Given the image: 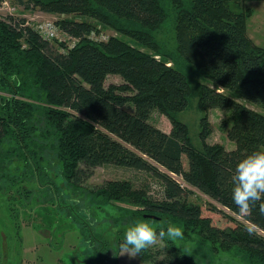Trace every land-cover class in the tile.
Wrapping results in <instances>:
<instances>
[{
  "label": "trees",
  "instance_id": "obj_1",
  "mask_svg": "<svg viewBox=\"0 0 264 264\" xmlns=\"http://www.w3.org/2000/svg\"><path fill=\"white\" fill-rule=\"evenodd\" d=\"M33 1L48 12L93 17L153 51L139 50L108 34L104 41H93L89 32L102 30L88 19L55 21L69 37L77 38L69 47L66 40L42 37L23 18L0 15V140L13 142V152L39 181L54 173L47 190L52 198L56 193L72 202L80 234L90 225L89 208L95 203H88V209L81 206V197L92 194L84 183L95 167L114 165L149 173L165 187L160 201L145 197L127 179L108 180L93 189L92 195L103 198L101 204L110 199L134 201L137 208L127 211L128 222L151 219L165 225L171 219L179 226L211 230L222 241L239 244L248 264H264V239L251 230L254 226L264 231V215L257 209L247 216L239 213L231 181L241 159L264 149V114L236 100L264 106V44L249 36L251 9L244 5L262 0ZM236 4L239 11L232 8ZM161 27L174 31L179 56L208 80L197 87L201 107L230 109L226 137L233 147L206 141L211 126L204 115L202 149L197 150L186 125L174 116L188 104L193 90L177 60L155 40ZM108 74H119L124 83L105 86ZM128 101L133 111L124 107ZM153 109L169 118L168 132L149 122ZM190 187L222 208L189 201ZM226 211L246 223L228 229L213 224ZM88 231L83 241L93 245L96 263L105 264L101 257L111 244L100 240L97 246L100 236ZM163 249L167 258L162 261L187 264V259H176L174 247Z\"/></svg>",
  "mask_w": 264,
  "mask_h": 264
},
{
  "label": "rangeland",
  "instance_id": "obj_2",
  "mask_svg": "<svg viewBox=\"0 0 264 264\" xmlns=\"http://www.w3.org/2000/svg\"><path fill=\"white\" fill-rule=\"evenodd\" d=\"M244 5L251 9V15L247 21L249 36L255 43L264 44V0L246 2ZM232 8L239 11L240 5H233ZM6 14L23 18L25 24L33 30L40 20L88 19L94 27L101 29L109 37H117L139 50L153 52L149 50V47L140 45L135 37L124 34L93 17L79 12H48L40 5H36L33 0H3L0 3V15ZM154 38L165 53L177 60V66L191 83L193 93L189 97L188 104L183 109L177 110L174 116L186 125L192 145L197 150L202 149V142L199 138L200 120L207 115L211 131L206 141L209 144H221L227 149L233 147L234 144L226 137V127L230 122V109L213 107L205 110L201 107L198 102L197 87L208 80L199 70L179 56L174 31L161 27L156 31ZM19 39L22 44L25 43L24 38L19 37ZM156 57L163 58L160 55ZM166 60L169 65H173L169 58ZM123 83L124 79L119 74H108L104 84L108 86ZM236 100L264 114V106L253 104L245 99ZM124 107L133 111V104L130 101L125 103ZM148 120L166 132L170 130L169 118L159 109H153L148 115ZM13 146L10 139L0 140V264H97V254L93 253V245L89 246L83 241L86 239L85 236L90 235L89 229L92 235L100 236L96 237L94 244L98 246L100 240L111 244L107 247L106 254L101 257V260H105V264H169L167 261H162L163 258H167L163 249L166 247H174L177 250L176 259L180 257L184 261L187 259V264H248L245 259L247 253L239 244L222 241L211 230L198 226L194 228L191 224L181 225L182 238L174 241L165 238L159 244L132 259L126 255L119 256V243L123 239V233L132 224L127 221V211L136 209L137 205L134 201L125 202L117 199H110L107 203L101 204L100 201L103 198L92 195L96 190L93 189L108 180L127 179L131 181L133 188L141 191L145 197L160 201L165 197L164 185L144 171L114 165L95 167L92 175L84 183L92 194L87 191L88 194L83 195L80 201L81 206L86 209L89 208L88 203L95 202L94 206L89 208L90 225L81 235L79 218L72 210V202L57 198L56 193L52 198V193L47 190L50 188L48 179L50 182L54 173L50 172L49 178L39 181L35 174L32 175L24 160L19 159L22 158L21 155L13 152ZM182 158L186 164V158L184 156ZM44 164L47 165V161H44ZM57 181L60 182L59 179ZM189 191L187 195L189 201L205 206L221 207L202 192L191 187ZM67 196L75 197L72 193H68ZM68 209L73 213L71 216L67 215L66 210ZM226 212V214L219 215L213 224L228 229L234 223H246L241 216ZM155 214L158 215V213ZM145 221L157 231L161 227L166 230L168 224L179 226L171 219L165 222V225H160V222L151 219ZM251 230L264 239V231L254 226H251Z\"/></svg>",
  "mask_w": 264,
  "mask_h": 264
},
{
  "label": "clouds",
  "instance_id": "obj_3",
  "mask_svg": "<svg viewBox=\"0 0 264 264\" xmlns=\"http://www.w3.org/2000/svg\"><path fill=\"white\" fill-rule=\"evenodd\" d=\"M232 201L241 215H250L257 209L264 215V149H258L241 159L231 175ZM183 237L181 226L168 224L166 230L157 231L145 220H136L123 233L119 243V256L135 258L143 251L159 244L165 238L176 240Z\"/></svg>",
  "mask_w": 264,
  "mask_h": 264
},
{
  "label": "built area",
  "instance_id": "obj_4",
  "mask_svg": "<svg viewBox=\"0 0 264 264\" xmlns=\"http://www.w3.org/2000/svg\"><path fill=\"white\" fill-rule=\"evenodd\" d=\"M35 29L46 39L57 38L59 41L66 40L69 47L77 41V38L69 37L53 20H40L35 25ZM88 38L99 42L106 40L108 36L103 31L91 30L88 34Z\"/></svg>",
  "mask_w": 264,
  "mask_h": 264
},
{
  "label": "water",
  "instance_id": "obj_5",
  "mask_svg": "<svg viewBox=\"0 0 264 264\" xmlns=\"http://www.w3.org/2000/svg\"><path fill=\"white\" fill-rule=\"evenodd\" d=\"M148 216L155 217V215H152V214H148Z\"/></svg>",
  "mask_w": 264,
  "mask_h": 264
}]
</instances>
